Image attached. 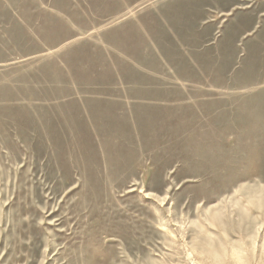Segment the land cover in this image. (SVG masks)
<instances>
[{
  "label": "rangeland",
  "instance_id": "obj_1",
  "mask_svg": "<svg viewBox=\"0 0 264 264\" xmlns=\"http://www.w3.org/2000/svg\"><path fill=\"white\" fill-rule=\"evenodd\" d=\"M263 243L264 0H0V264Z\"/></svg>",
  "mask_w": 264,
  "mask_h": 264
},
{
  "label": "bare ground",
  "instance_id": "obj_2",
  "mask_svg": "<svg viewBox=\"0 0 264 264\" xmlns=\"http://www.w3.org/2000/svg\"><path fill=\"white\" fill-rule=\"evenodd\" d=\"M258 193V192H257ZM232 203V202H231ZM256 203V202H255ZM248 204V203H247ZM262 205V203H261ZM260 205V206H261ZM222 215V214H221ZM212 219H216L215 216H212ZM217 223V222H216ZM215 223V224H216ZM220 224V223H219ZM218 226V225H217ZM232 229V228H231ZM217 230V229H216ZM212 239V238H211ZM214 240V239H213ZM197 242V241H196ZM186 248V247H185ZM206 249V248H205ZM209 249H212V248H209ZM205 250L206 253H208V255H213L215 258V262L214 264H229L222 256L223 254L220 252L222 249H220V251L218 249H215L214 250ZM259 249V247H258ZM204 250L202 252H205ZM223 251V250H222ZM245 251V250H244ZM221 253V257L219 256ZM230 256L233 260V264H248L249 263V258L247 257V259H245V257H243V255L239 254V253H235V252H230ZM205 254V253H203ZM260 254H261V257L264 258V243L261 245V249H260ZM258 257V256H257ZM254 260V259H253ZM213 262V261H212ZM130 264V263H129Z\"/></svg>",
  "mask_w": 264,
  "mask_h": 264
}]
</instances>
